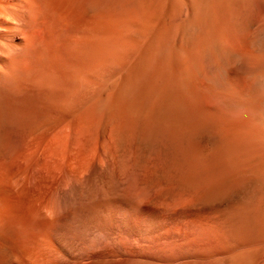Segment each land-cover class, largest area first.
<instances>
[{
	"label": "bare ground",
	"instance_id": "bare-ground-1",
	"mask_svg": "<svg viewBox=\"0 0 264 264\" xmlns=\"http://www.w3.org/2000/svg\"><path fill=\"white\" fill-rule=\"evenodd\" d=\"M94 2L0 0V264L115 225L132 264H264V0ZM84 69L88 201L58 168Z\"/></svg>",
	"mask_w": 264,
	"mask_h": 264
},
{
	"label": "rangeland",
	"instance_id": "rangeland-1",
	"mask_svg": "<svg viewBox=\"0 0 264 264\" xmlns=\"http://www.w3.org/2000/svg\"><path fill=\"white\" fill-rule=\"evenodd\" d=\"M91 2L94 1L88 0V6ZM95 5L98 11V14L96 15L100 16L101 3L99 0H96ZM89 15L90 12L88 7V16ZM87 71L88 69H84V72L82 70L77 78L78 82L76 81V86L78 87H76L75 90V103L70 133H67V129L65 127L63 128L61 126L60 128V140L62 144L64 143V145L61 147L58 168L60 174L63 175L64 170H66L67 158L70 157L73 169L74 167L77 169L74 171L76 173L78 172L77 175H74L70 182L72 185L77 187L79 192L83 190V192L79 193L77 196L84 197L88 201V186L96 183V175L101 170L103 165H105V157L100 147L101 133L99 127H95L96 130L99 129L97 130L99 132H97L94 128L92 130H88V92L102 84L101 81L104 74L102 73L99 77H95L94 82L96 83L93 81L91 83V81H88ZM94 130L97 133L93 134L92 132ZM68 153L70 155H68ZM80 170L81 174H79ZM54 196L56 197V194H54L53 197ZM120 230L121 229L115 225L109 230H106L105 233H100L97 229L95 231H88V254L81 248V246L84 245L83 243L76 242V244H71V242H67L66 239H61L59 243V249L61 250H58L55 255L56 257L54 258V263L66 264L67 262H72L74 257L75 260L80 261L77 264H91L101 255L111 254L116 256V264H132L133 256H131V254L136 242L133 237H126ZM127 250H130L131 252H128ZM85 258H87V260H85Z\"/></svg>",
	"mask_w": 264,
	"mask_h": 264
}]
</instances>
